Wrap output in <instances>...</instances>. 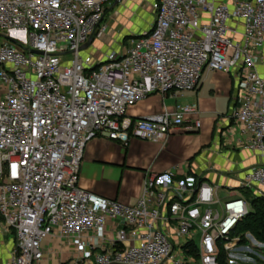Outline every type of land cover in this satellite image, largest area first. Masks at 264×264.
Listing matches in <instances>:
<instances>
[{"label": "built area", "instance_id": "1", "mask_svg": "<svg viewBox=\"0 0 264 264\" xmlns=\"http://www.w3.org/2000/svg\"><path fill=\"white\" fill-rule=\"evenodd\" d=\"M113 1L0 0V232L16 240L0 264H39L48 237L79 242L108 222L117 227L112 250L92 253L90 264H221V254L229 264H256L250 255L264 264V242L234 233L249 212L244 196L221 200L218 188L172 172L147 174L134 205L78 185L95 138L165 143L196 105L125 126L127 111L153 95L194 91L205 71H237L242 99L229 118L264 155V0H152L153 25L131 46L87 53L107 36ZM240 188L264 198V164Z\"/></svg>", "mask_w": 264, "mask_h": 264}, {"label": "crops", "instance_id": "2", "mask_svg": "<svg viewBox=\"0 0 264 264\" xmlns=\"http://www.w3.org/2000/svg\"><path fill=\"white\" fill-rule=\"evenodd\" d=\"M95 43V55L99 56L103 41ZM257 69L264 75V49ZM237 74V71H205L194 91L169 93L164 97L153 95L138 102L127 111L125 126L165 110L172 111L177 105H196L198 112L174 129L165 143L133 139L124 146L104 138L89 141L83 150L79 187L100 197L134 205L147 174L172 172L174 181H185L189 175L218 188L221 200L242 196L241 179L253 167L264 164V155L247 148L251 135L243 131L239 122L229 118L242 99L241 79ZM196 120L200 122L199 128L195 127ZM116 229L108 222L105 230L86 234L80 243L50 236L42 242L44 253L39 264L77 261L90 264L92 253L112 250Z\"/></svg>", "mask_w": 264, "mask_h": 264}, {"label": "rangeland", "instance_id": "3", "mask_svg": "<svg viewBox=\"0 0 264 264\" xmlns=\"http://www.w3.org/2000/svg\"><path fill=\"white\" fill-rule=\"evenodd\" d=\"M151 2L152 0H114L111 2L107 7V13L103 20V23L108 27L107 36L102 40L103 43L100 46L101 48L98 49V52L102 48L111 46L113 43L115 46L123 45L128 48L131 46L132 38H137L143 32L149 31L153 25L155 16V7ZM2 41L3 36L0 34V44ZM96 46L94 42L92 47L88 48L86 52L95 53ZM15 251L16 240L13 233L3 235L0 232V260L3 263L7 262L11 254ZM234 254L238 256L242 255L239 251H234ZM250 257L259 262L257 256L250 255ZM226 259V255L222 254L223 264H229Z\"/></svg>", "mask_w": 264, "mask_h": 264}, {"label": "trees", "instance_id": "4", "mask_svg": "<svg viewBox=\"0 0 264 264\" xmlns=\"http://www.w3.org/2000/svg\"><path fill=\"white\" fill-rule=\"evenodd\" d=\"M242 196L249 203L248 214L237 224L235 234H251L256 240L264 242V198L255 197L250 191H242ZM221 264L222 254L220 258Z\"/></svg>", "mask_w": 264, "mask_h": 264}, {"label": "water", "instance_id": "5", "mask_svg": "<svg viewBox=\"0 0 264 264\" xmlns=\"http://www.w3.org/2000/svg\"><path fill=\"white\" fill-rule=\"evenodd\" d=\"M118 1H120V0H118Z\"/></svg>", "mask_w": 264, "mask_h": 264}]
</instances>
